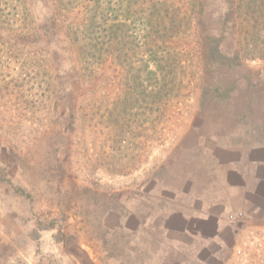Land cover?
Returning <instances> with one entry per match:
<instances>
[{
  "label": "rangeland",
  "instance_id": "1",
  "mask_svg": "<svg viewBox=\"0 0 264 264\" xmlns=\"http://www.w3.org/2000/svg\"><path fill=\"white\" fill-rule=\"evenodd\" d=\"M201 1L170 48L131 11L119 54L80 56L92 2L0 28V264H264L241 159L264 148V0Z\"/></svg>",
  "mask_w": 264,
  "mask_h": 264
},
{
  "label": "trees",
  "instance_id": "2",
  "mask_svg": "<svg viewBox=\"0 0 264 264\" xmlns=\"http://www.w3.org/2000/svg\"><path fill=\"white\" fill-rule=\"evenodd\" d=\"M28 0H14L13 3L2 2L0 0V28H10V31H16L21 25L22 19L26 17L25 13H29L26 7ZM33 2L35 0H29ZM41 1V0H40ZM49 4L52 13L53 26L57 25L58 17H63L61 13L68 12L67 6L75 3L80 4L82 8H88V3L92 2V15L88 17L87 22H82L77 27L68 24L67 30L73 35L72 42L76 43L79 48V54L82 57L95 58L97 52L104 49L109 54H119L124 46V21H120L119 13L133 12L143 13L146 25L153 29L150 34L142 35L145 38L158 44L166 43L168 48L173 44L170 38L178 34L182 22L187 18H193L192 13H202L201 0H45ZM243 4L245 0H239ZM256 0H246L244 4L251 5ZM126 3V5H125ZM126 6V7H125ZM90 9V8H89ZM24 13V14H23ZM100 14V16H98ZM58 15V17H57ZM95 18H97L95 20ZM102 19L105 25L97 20ZM100 24V25H99ZM28 36H33L34 28L29 23H25L21 27ZM138 41V40H137ZM160 42V43H157ZM145 44V43H142ZM201 45H204L203 43ZM140 47V41H138ZM110 49V50H109ZM213 52L218 49L217 45L212 48ZM103 51V50H102ZM147 54V53H146ZM152 55H144L148 62L158 65L164 63L167 59L164 55L150 53ZM169 57L176 56L173 51L168 52ZM213 54V53H212ZM116 57H118L116 55ZM175 61V58L173 59ZM171 65V62H170ZM160 91L161 88L158 87Z\"/></svg>",
  "mask_w": 264,
  "mask_h": 264
},
{
  "label": "crops",
  "instance_id": "3",
  "mask_svg": "<svg viewBox=\"0 0 264 264\" xmlns=\"http://www.w3.org/2000/svg\"><path fill=\"white\" fill-rule=\"evenodd\" d=\"M241 159L246 163L243 172L254 178L259 184L264 182V148L251 147L245 149Z\"/></svg>",
  "mask_w": 264,
  "mask_h": 264
}]
</instances>
